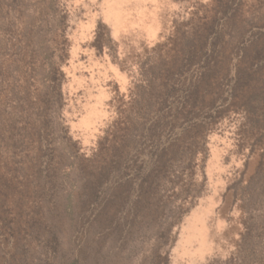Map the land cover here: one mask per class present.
<instances>
[{"label":"rangeland","instance_id":"374dc122","mask_svg":"<svg viewBox=\"0 0 264 264\" xmlns=\"http://www.w3.org/2000/svg\"><path fill=\"white\" fill-rule=\"evenodd\" d=\"M0 264H264V0H0Z\"/></svg>","mask_w":264,"mask_h":264}]
</instances>
